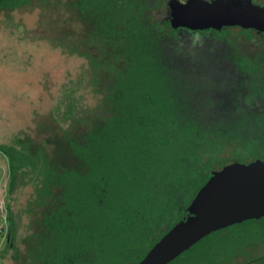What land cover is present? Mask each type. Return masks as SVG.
<instances>
[{
  "label": "trees",
  "instance_id": "trees-1",
  "mask_svg": "<svg viewBox=\"0 0 264 264\" xmlns=\"http://www.w3.org/2000/svg\"><path fill=\"white\" fill-rule=\"evenodd\" d=\"M165 3L0 1V14L35 5L56 14L61 5L64 24L77 29L64 31V42L40 38L86 58L101 98L78 115L70 104L66 127L40 121L37 136L0 144L10 192L35 189L24 249L8 211L6 243L16 264H139L187 217L214 170L264 159L250 146L253 132L264 145V35L174 29L160 17ZM244 34H256L260 51L242 48L251 39ZM230 144L231 157H223ZM195 262L264 264V218L214 232L169 264Z\"/></svg>",
  "mask_w": 264,
  "mask_h": 264
},
{
  "label": "rangeland",
  "instance_id": "rangeland-1",
  "mask_svg": "<svg viewBox=\"0 0 264 264\" xmlns=\"http://www.w3.org/2000/svg\"><path fill=\"white\" fill-rule=\"evenodd\" d=\"M57 8V15L43 11L36 5L0 14V144L11 143L19 135L37 136V123L40 121L54 118L66 127L71 122V113L68 112L70 104L73 105L72 111L78 115L95 108L100 102L101 98L94 93L90 82L88 60L71 54L65 46L58 47L49 39L40 38L43 32L47 37L59 38L60 42L65 40L64 31L72 33L77 29L76 23L64 24L68 16L61 12V5ZM241 31L233 30L237 35ZM247 35L242 37L251 38L249 45L243 44L242 48L253 55L260 51L253 43L258 39L256 34ZM251 137L254 143L259 142L256 138L260 137L254 132ZM254 143L250 146L254 149L258 147L261 152L258 156L261 157L264 155V145ZM236 147L242 148L240 142L236 143ZM233 150L234 145L230 144L222 156L231 157ZM248 153L243 151L242 157ZM217 163L220 164L219 159ZM215 168L219 169V165ZM9 179L8 160L0 153V264H16L14 253L6 243L8 211L13 212L16 220L17 242L22 249L23 239L31 232L32 217L27 209L35 189L30 184L11 193ZM208 254L207 251L206 256ZM202 256L204 258L205 255Z\"/></svg>",
  "mask_w": 264,
  "mask_h": 264
},
{
  "label": "water",
  "instance_id": "water-1",
  "mask_svg": "<svg viewBox=\"0 0 264 264\" xmlns=\"http://www.w3.org/2000/svg\"><path fill=\"white\" fill-rule=\"evenodd\" d=\"M2 1V0H0ZM174 29L224 27L264 34V7L252 0H168ZM264 218V160L234 162L214 170L188 207V215L157 242L139 264H169L208 235L249 220Z\"/></svg>",
  "mask_w": 264,
  "mask_h": 264
},
{
  "label": "flooded vegetation",
  "instance_id": "flooded-vegetation-1",
  "mask_svg": "<svg viewBox=\"0 0 264 264\" xmlns=\"http://www.w3.org/2000/svg\"><path fill=\"white\" fill-rule=\"evenodd\" d=\"M182 3H186L188 0H180ZM253 1V3L254 4H258V5H260V6H263L264 7V0H262L261 2L260 1H258V0H252ZM161 15L160 16H163V15H167V14H169L168 12H169V7H168V0H166V3H165V6H164V8L161 10ZM163 18V17H162ZM164 19V18H163ZM165 20H167V21H169V23L171 24V22H170V20H168L167 18L165 19ZM171 26H172V24H171ZM230 28H241V27H230ZM180 29V28H179ZM183 29H186V28H183ZM243 29V28H242ZM189 30V29H188ZM209 30H214V29H209ZM191 31V30H190ZM204 31H206V30H204ZM217 31V30H216ZM221 31V30H220ZM251 31L252 32H255V33H258L256 30H254V29H251ZM258 34H260V33H258ZM260 35H264V34H260ZM260 159V158H259ZM261 160H264V159H261ZM237 162V161H236ZM238 162H241V161H238ZM252 162V161H251ZM231 163H234V162H231ZM231 163H229V164H231ZM241 163H244V162H241Z\"/></svg>",
  "mask_w": 264,
  "mask_h": 264
}]
</instances>
